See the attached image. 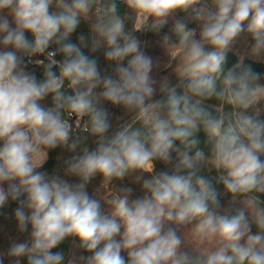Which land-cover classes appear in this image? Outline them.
<instances>
[{"label":"clouds","instance_id":"1","mask_svg":"<svg viewBox=\"0 0 264 264\" xmlns=\"http://www.w3.org/2000/svg\"><path fill=\"white\" fill-rule=\"evenodd\" d=\"M136 32L178 59L177 84L153 75ZM239 43L264 61V0H0V209L18 202V230L30 228L12 264H65L53 249L67 240L87 255L66 264H264V75L243 57L227 67ZM85 48L103 50L111 71ZM105 104L132 117L111 136ZM57 148L72 154L64 176L41 170ZM97 175L107 199L87 190ZM125 178L141 197L116 188Z\"/></svg>","mask_w":264,"mask_h":264},{"label":"trees","instance_id":"2","mask_svg":"<svg viewBox=\"0 0 264 264\" xmlns=\"http://www.w3.org/2000/svg\"><path fill=\"white\" fill-rule=\"evenodd\" d=\"M120 7L123 10L122 4L120 5ZM133 23H134L133 18L130 17L126 24V28L130 30L133 27ZM170 25H171V21L169 26H166L162 31L168 32ZM189 26L196 27L195 24H190ZM87 30H88L87 25L82 23L80 28L77 29V32L74 33L73 36L71 37L73 42H77V37L80 33H84L85 35H87ZM135 35L142 41L144 45V51H146L148 55L152 56L154 62L156 63V67L154 68L153 75L156 76L157 78L168 76L172 84H177L179 81L175 77V68L178 66V59L173 60L171 56L160 46L158 36H155L150 32H136ZM243 39L244 37L242 36L241 41H243ZM84 51L86 54L98 58L102 70L107 69L108 71H111V67H109L104 61L103 50H100L94 54L90 53L88 48H85ZM172 55L173 57H175L177 53L173 51ZM241 57H243L244 66H250L253 69V71L264 75V61L254 60L251 56H249L248 50L243 43L237 44L231 51L227 53V67H231L233 64L239 62ZM57 59H60V57L58 56ZM29 70L34 72L38 78L42 77V69L39 66L34 67L30 65ZM156 98H160L159 94L157 95ZM43 103L45 106H50L51 98L49 97L48 99L43 101ZM214 104L215 101H208L205 106L208 108L209 111H214ZM104 107L110 113V120L113 125V127L109 131V136L114 134V132L119 130V128L124 124L130 123L132 121V117L128 114H124L121 108L113 107L110 104H105ZM228 110L230 109H226V111ZM249 112L251 113V110H249ZM200 140H201L200 146L203 147L207 152L208 149L205 146L203 134L200 135ZM88 145L90 149L95 148V143L93 138H90L88 140ZM71 155L72 154L69 153L67 149L57 148L55 150H52L49 153L48 161L45 163L43 169L41 170L46 171L49 174H57L64 176V168H65L64 161L68 159ZM156 169L157 171H171V166L170 165L165 166L164 164L157 162ZM201 174L204 175L206 178L212 179L213 182L216 183L217 173L215 170L209 171L208 169H203ZM65 178L68 179L69 182L71 183L78 182V178L75 177H65ZM101 181H102V177L97 175L89 183L87 190L89 194L92 195L95 189L98 188L97 194L102 199H107L112 195V192L111 194H108V191L111 188L110 186L101 183ZM114 183L118 190L121 188H131L133 190L132 199L139 198L143 195L139 185L133 183L131 178H125L121 182H114ZM217 189L222 194L221 204L227 205V201L229 197L223 195L222 184L217 183ZM262 199H264V197H262ZM17 206H18V202L10 201L3 209H0V252L5 253L4 264H12L11 259L8 258L6 255L12 243L25 242V241L30 243V236H29L30 228L28 232H25L23 234H21L18 230L17 222L14 217V210ZM241 207L242 205L240 203H237L233 206V210L235 211L237 209H240ZM185 231H187V229H181V233ZM255 231L256 228L255 226H253V232ZM186 240L193 246L197 248L200 247L199 241L193 235V233L191 232L187 233ZM184 250L189 251L190 247H186L184 248ZM53 251L63 252L66 256V261L67 258H70L73 254H75L77 257H79L80 255H87V253H82L77 249L73 248L71 240H67L63 242L58 248L53 249ZM21 264H26V258L21 259Z\"/></svg>","mask_w":264,"mask_h":264},{"label":"rangeland","instance_id":"3","mask_svg":"<svg viewBox=\"0 0 264 264\" xmlns=\"http://www.w3.org/2000/svg\"><path fill=\"white\" fill-rule=\"evenodd\" d=\"M148 175H149V174L146 173V174H145V178H148ZM111 192H112V190L109 189L108 194H111Z\"/></svg>","mask_w":264,"mask_h":264},{"label":"built area","instance_id":"4","mask_svg":"<svg viewBox=\"0 0 264 264\" xmlns=\"http://www.w3.org/2000/svg\"><path fill=\"white\" fill-rule=\"evenodd\" d=\"M32 66L37 67V66H35V65H32Z\"/></svg>","mask_w":264,"mask_h":264}]
</instances>
